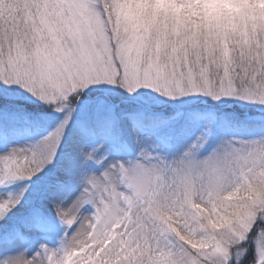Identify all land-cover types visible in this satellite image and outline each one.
<instances>
[{
	"label": "snow or ice",
	"instance_id": "1",
	"mask_svg": "<svg viewBox=\"0 0 264 264\" xmlns=\"http://www.w3.org/2000/svg\"><path fill=\"white\" fill-rule=\"evenodd\" d=\"M158 2L0 0V264H264V21Z\"/></svg>",
	"mask_w": 264,
	"mask_h": 264
},
{
	"label": "trees",
	"instance_id": "2",
	"mask_svg": "<svg viewBox=\"0 0 264 264\" xmlns=\"http://www.w3.org/2000/svg\"><path fill=\"white\" fill-rule=\"evenodd\" d=\"M199 4V11L203 13V18L207 23H215L220 21L224 17H232L233 15L240 16L243 14L244 10L257 11L264 8V0H197ZM162 9H167L163 7ZM172 10L179 14L181 7H177L174 2H172ZM194 15L196 13H193ZM250 20L255 19V17L249 16ZM40 123L33 126H28L21 137H37L41 132ZM46 214L50 217V213L45 210ZM51 218V217H50ZM52 220V218H51ZM54 223V221L52 220ZM62 231V229L56 228V233ZM54 232V233H55ZM61 233V232H60ZM59 233V234H60Z\"/></svg>",
	"mask_w": 264,
	"mask_h": 264
},
{
	"label": "rangeland",
	"instance_id": "3",
	"mask_svg": "<svg viewBox=\"0 0 264 264\" xmlns=\"http://www.w3.org/2000/svg\"><path fill=\"white\" fill-rule=\"evenodd\" d=\"M172 2H174V0H171V2H168V0H159V2L157 3L156 7H157V8H160V9H162L163 7H165V8H171V9H172ZM259 13H260V19H261L262 21H264V8H261V9L259 10ZM40 127H41V132H40V134H39L37 137H32V138H30V137H28V138H26V137H21V142H23V141L35 140V139L38 138L40 135L44 134V133L48 130V128L50 127V125L42 121V122H40V126L37 128L38 131H39V128H40ZM26 129H27V128H26ZM45 210H47V211L50 213V217L52 218V220H53L54 223H55L54 213L51 211V209L48 208V207H45ZM58 229H62V228H60V227L58 226ZM62 231H63V229H62ZM62 231L60 230V232H62ZM60 232H58V233L55 232V233L52 234L51 238H50L49 241H48V243H49L50 246H53V245H54V243H55V238L58 237V236L61 234ZM59 233H60V234H59Z\"/></svg>",
	"mask_w": 264,
	"mask_h": 264
}]
</instances>
